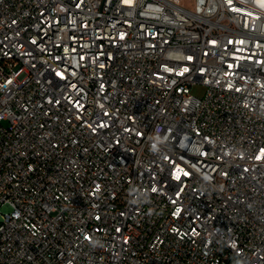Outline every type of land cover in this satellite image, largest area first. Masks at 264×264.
<instances>
[{
	"label": "built area",
	"instance_id": "1",
	"mask_svg": "<svg viewBox=\"0 0 264 264\" xmlns=\"http://www.w3.org/2000/svg\"><path fill=\"white\" fill-rule=\"evenodd\" d=\"M0 264H264V9L0 0Z\"/></svg>",
	"mask_w": 264,
	"mask_h": 264
},
{
	"label": "bare ground",
	"instance_id": "2",
	"mask_svg": "<svg viewBox=\"0 0 264 264\" xmlns=\"http://www.w3.org/2000/svg\"><path fill=\"white\" fill-rule=\"evenodd\" d=\"M245 2L252 3L261 9H264V0H243Z\"/></svg>",
	"mask_w": 264,
	"mask_h": 264
}]
</instances>
